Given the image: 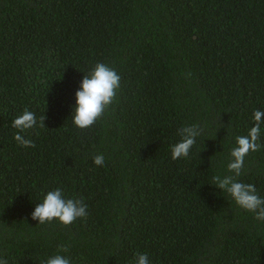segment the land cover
Wrapping results in <instances>:
<instances>
[{"label": "trees", "instance_id": "obj_1", "mask_svg": "<svg viewBox=\"0 0 264 264\" xmlns=\"http://www.w3.org/2000/svg\"><path fill=\"white\" fill-rule=\"evenodd\" d=\"M97 62L120 74V88L81 130L75 93ZM24 109L37 124L21 135L35 147L10 126ZM255 110L264 0H0V258L135 264L140 252L151 264H264V221L212 184L230 174ZM191 124L203 134L172 160L177 130ZM258 143L238 179L264 197V122ZM57 187L83 200L86 219L31 218Z\"/></svg>", "mask_w": 264, "mask_h": 264}, {"label": "clouds", "instance_id": "obj_2", "mask_svg": "<svg viewBox=\"0 0 264 264\" xmlns=\"http://www.w3.org/2000/svg\"><path fill=\"white\" fill-rule=\"evenodd\" d=\"M120 74L108 64L97 62L95 66L83 76L80 86L75 93V105L72 110V123L83 130L92 127L101 119L106 109L112 104L120 88ZM44 121L45 117H41ZM253 125L246 135L236 137V146L231 149V160L227 165L229 175L213 176V185L226 192L236 205L254 214V219L264 221V197L257 194L254 184L244 183L238 179L242 175L244 159L248 153L258 151L261 136V123L264 122V111L255 110L252 116ZM37 124L36 116L28 109L11 121L10 126L18 131L14 135L15 141L22 147H35L31 139H26L22 132L34 129ZM204 128L198 124L185 125L177 130L180 140L171 146V159L187 158L196 142L202 135ZM97 166L104 165L103 154L93 157ZM87 205L82 199L65 198L59 187L48 191L42 202L38 203L31 212V218L38 224L50 223L57 220L61 225H71L77 219H86ZM66 245L59 246V252L67 253ZM0 264H8L7 259L0 258ZM43 264H72L69 257L61 254L49 256ZM135 264H151L147 253H136Z\"/></svg>", "mask_w": 264, "mask_h": 264}]
</instances>
